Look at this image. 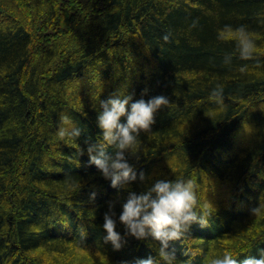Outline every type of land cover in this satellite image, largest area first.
Listing matches in <instances>:
<instances>
[{
  "label": "trees",
  "instance_id": "trees-1",
  "mask_svg": "<svg viewBox=\"0 0 264 264\" xmlns=\"http://www.w3.org/2000/svg\"><path fill=\"white\" fill-rule=\"evenodd\" d=\"M240 26L255 40L247 58L234 36L218 38ZM125 84L135 98L148 88L172 101L141 131L140 158L129 157L149 174L133 189L183 176L218 206L185 244L172 242L177 264H206L224 248H239L240 260L259 255L264 240L246 245L264 237V214L251 211L264 203V0H0V264H119L153 253L151 237L130 236L120 249L104 240L108 202L119 194V211L128 189L88 163L85 140L101 133L94 93ZM218 85L223 106L210 96ZM62 112L84 128L79 139L58 137ZM189 243L205 255L185 256Z\"/></svg>",
  "mask_w": 264,
  "mask_h": 264
},
{
  "label": "clouds",
  "instance_id": "clouds-1",
  "mask_svg": "<svg viewBox=\"0 0 264 264\" xmlns=\"http://www.w3.org/2000/svg\"><path fill=\"white\" fill-rule=\"evenodd\" d=\"M233 36L239 55L242 58L252 56L256 50L255 40L244 26H240L235 33L221 31L218 34L219 39ZM128 59L132 61L134 58L129 55ZM230 59L231 56L227 55L225 62ZM148 91V88L143 89L144 94L139 98H135V91H130L127 84L114 90L106 98L101 95L103 87L98 92L95 91L94 99L99 100L96 119L101 133L95 141L91 136L85 140L90 157L88 163L95 164L113 187L128 189L119 211V194L117 199L108 202V211L104 213L103 222V229L106 231L104 240L120 249L128 243L130 236L137 239L152 238L149 246L153 253L131 261L122 260L119 264H177V252L172 242L180 240L185 244L193 224L207 226L210 217L218 208L206 199L200 200L198 185L192 178L177 176L171 179L160 175L147 183L142 190L133 189L132 182L139 179L144 183L149 174L142 169L138 170L129 157L140 158L141 131L150 130L156 121L158 110L172 103L169 96H147ZM210 96L223 106L222 86L214 88ZM246 128L249 131L247 125ZM83 132L84 128L68 112L60 113L58 137L79 139ZM79 152L80 155L84 152L82 145L79 146ZM95 195L93 192V198ZM251 211L253 214H264V203ZM120 224L124 226L123 233L118 229ZM259 240H264V237L257 233L246 245L248 250ZM183 251L185 256L193 258L205 255L202 247L192 246L191 243ZM241 253L239 248H224L207 259L206 264H264V247L259 248L258 256L248 255L240 260L238 257Z\"/></svg>",
  "mask_w": 264,
  "mask_h": 264
}]
</instances>
